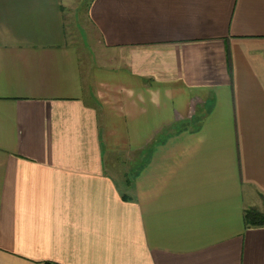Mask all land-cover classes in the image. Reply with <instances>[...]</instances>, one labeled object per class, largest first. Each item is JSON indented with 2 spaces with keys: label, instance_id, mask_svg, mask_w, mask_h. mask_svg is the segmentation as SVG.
I'll list each match as a JSON object with an SVG mask.
<instances>
[{
  "label": "crops",
  "instance_id": "crops-1",
  "mask_svg": "<svg viewBox=\"0 0 264 264\" xmlns=\"http://www.w3.org/2000/svg\"><path fill=\"white\" fill-rule=\"evenodd\" d=\"M80 8L0 0V264H264V0Z\"/></svg>",
  "mask_w": 264,
  "mask_h": 264
},
{
  "label": "trees",
  "instance_id": "trees-1",
  "mask_svg": "<svg viewBox=\"0 0 264 264\" xmlns=\"http://www.w3.org/2000/svg\"><path fill=\"white\" fill-rule=\"evenodd\" d=\"M245 224L247 227L264 226V214L256 210H249L245 214ZM55 264V263H48Z\"/></svg>",
  "mask_w": 264,
  "mask_h": 264
},
{
  "label": "rangeland",
  "instance_id": "rangeland-1",
  "mask_svg": "<svg viewBox=\"0 0 264 264\" xmlns=\"http://www.w3.org/2000/svg\"><path fill=\"white\" fill-rule=\"evenodd\" d=\"M90 2V0H81V8H80V12L83 13V12H86V9H87V6H88V3ZM83 65H84V68H88V64H87V59H86V55L84 53L83 55ZM93 65L92 68L90 67V69H93L95 68V62H93ZM125 167H128V164L125 163ZM132 178V177H131ZM251 210H256V209H251ZM260 213H262L260 210H256ZM264 214V213H263Z\"/></svg>",
  "mask_w": 264,
  "mask_h": 264
}]
</instances>
